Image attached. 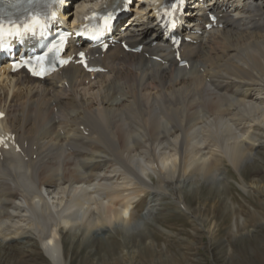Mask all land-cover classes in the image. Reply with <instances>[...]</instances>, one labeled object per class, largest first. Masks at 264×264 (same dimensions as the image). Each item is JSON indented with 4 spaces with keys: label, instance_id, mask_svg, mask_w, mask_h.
Segmentation results:
<instances>
[{
    "label": "bare ground",
    "instance_id": "bare-ground-1",
    "mask_svg": "<svg viewBox=\"0 0 264 264\" xmlns=\"http://www.w3.org/2000/svg\"><path fill=\"white\" fill-rule=\"evenodd\" d=\"M77 1L76 9L66 8V23L112 2ZM148 1L136 0L135 13L124 20L135 25L125 39L140 44L139 52L119 45L98 56L90 52L106 72L68 64L35 81L0 68V110L6 113L0 133H14L19 143L17 151L0 148V264L2 258L36 264L37 246L50 264H69L81 243L88 264H166L152 235L142 245L140 229L172 198L174 208L215 233L217 222L205 228L207 217H201L212 198L194 190L199 206L191 208L182 187L199 178L216 181L225 199L214 198L210 212L233 211L225 162L240 188L264 200L257 172L258 159L264 160V0H215L199 9L186 20L195 27H182L181 35L190 37L179 47L187 62L182 66ZM208 9L221 27L198 23ZM93 84L95 90L87 87Z\"/></svg>",
    "mask_w": 264,
    "mask_h": 264
},
{
    "label": "rangeland",
    "instance_id": "rangeland-1",
    "mask_svg": "<svg viewBox=\"0 0 264 264\" xmlns=\"http://www.w3.org/2000/svg\"><path fill=\"white\" fill-rule=\"evenodd\" d=\"M87 87L91 88V90H95L97 85L93 84ZM258 161L260 162V166L257 167V172H260V176L264 180V172H261V170L264 171V160L258 159ZM225 166L228 169L227 175L225 176L226 178L223 182L226 184L224 186L227 189L226 194L229 198L228 203L231 201L230 203L234 204L235 211L227 208L224 209V211L219 209L214 213L210 212V207L212 208L214 198L215 200L218 199L220 202L221 199L223 201L225 199L224 195H221L220 191L217 190L220 188L217 187L216 181L199 178L197 185H193L190 188H188L189 186L187 185H183L182 187L185 202L187 206L191 208L199 206L194 190H203L204 193H207V195L212 198V200L208 202L206 214H204V216L201 215V217L204 219L207 217V219H205L206 221L204 220L203 223L204 226L206 225L205 228H208V226L212 227V223L217 222L218 226L215 227L216 234L214 232L213 234L204 232L199 224L201 221L199 222L198 219L195 220V218L190 217L189 214L185 213L186 211L182 209L174 208L173 199L166 198V196L165 198L167 200L164 198L165 200L160 202L161 205L151 215L154 220H149L147 226L140 229V241L142 245L145 244L148 237L147 235H152L155 238L156 244L154 243V245L158 251L162 249L163 253L161 254L162 257L160 256L159 258V260L161 259L159 262L165 261L166 264H264V200L252 190L248 191L244 190L242 187L240 188L237 172L227 162H225ZM251 171L252 170L244 171V175H250ZM262 183H264V181ZM147 199L146 196L143 197L142 205ZM239 219H241V226ZM242 219H246V224H242ZM234 222L237 228H234ZM98 233L100 232L98 231ZM137 237V234H133L131 236V242L139 246L140 244ZM25 240L26 238L22 241ZM13 241L14 240H9L8 244H16L15 241ZM66 243L69 244V241ZM209 245L211 251L208 248ZM39 248L40 246H37L36 252H34L36 264H50ZM87 250L88 248L85 243L76 244V247L73 248V252L68 255L67 260L69 264H88L86 262ZM1 261L6 262L5 264H7V262L8 264L13 263V260L5 261L3 258ZM15 261H19V264H23L20 263L19 259ZM102 262L104 263V261ZM140 262L143 261L140 260ZM24 264L31 263L26 261Z\"/></svg>",
    "mask_w": 264,
    "mask_h": 264
},
{
    "label": "snow or ice",
    "instance_id": "snow-or-ice-1",
    "mask_svg": "<svg viewBox=\"0 0 264 264\" xmlns=\"http://www.w3.org/2000/svg\"><path fill=\"white\" fill-rule=\"evenodd\" d=\"M2 2L8 4L12 8L19 7V0H2ZM28 2H31V0H28ZM37 26L42 27V25H39V21L36 19H33L30 23L26 22L21 24L17 23L14 20H9L6 23L3 18H0V48L9 47L10 45L7 41L12 38L20 39L29 34H32L33 36L37 35ZM39 35L43 36L46 35V33L41 31ZM63 39L64 37L62 36L60 38L61 42H63ZM50 53H57V55L50 58ZM80 55L83 56L84 54L80 53ZM56 59H58V48L57 45L53 44L50 48H48L46 52L43 53V55L29 57L24 61V64L31 66L33 64V61H35V67H32L30 70L32 71L33 75L42 76L47 72L45 62L47 61L49 64H54ZM66 62L67 61L63 60L60 61L61 64Z\"/></svg>",
    "mask_w": 264,
    "mask_h": 264
}]
</instances>
